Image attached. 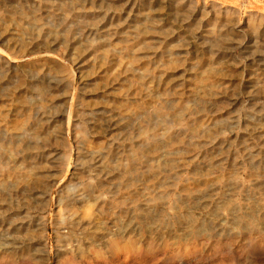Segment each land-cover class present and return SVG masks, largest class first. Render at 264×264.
Returning a JSON list of instances; mask_svg holds the SVG:
<instances>
[{"label": "bare ground", "instance_id": "bare-ground-1", "mask_svg": "<svg viewBox=\"0 0 264 264\" xmlns=\"http://www.w3.org/2000/svg\"><path fill=\"white\" fill-rule=\"evenodd\" d=\"M121 1V7L117 8L113 0H0L4 7V14H0V148L4 150L0 153V187L8 179H21L19 184L23 183L24 191H30L31 187L34 188L31 182V178L36 175L34 169L42 163L49 164L56 151L52 147L43 148L40 143L41 136L49 134L51 126L57 121L56 117L44 116L46 112H42L43 115L36 118L31 116L32 107L24 102H16L19 92H23L17 89L26 83V79L20 74L21 70H17L19 66L13 62L29 54L40 53L37 60L46 66L40 64L43 69L34 75L30 83L40 82L41 107L46 109L54 87L59 89L60 82L65 79L70 85L77 77L81 80L84 72L78 64L85 57L95 54L93 65L99 66V77H104L114 69L115 75L119 76L115 80L120 82L130 73L133 80H140L143 92L158 96L171 95L172 98L160 101L157 108V112L166 115L160 117L162 122L167 123L154 125L147 121L138 129V134L135 131L141 142L134 141L137 136L131 131L128 136H122L124 132L115 107L98 109L93 116H87L86 123L82 124L84 137L81 139L85 141L74 149L64 137L53 134L47 137L48 141L55 139L62 143L65 163L73 150L76 151V163L83 165V173L95 179L83 181L81 189L76 191L78 194L69 198L58 196L62 205L59 216L55 222H51L59 226L56 239L63 243L64 250L57 254L60 260L55 264H92L89 259L118 257L128 250L139 254L143 247L152 250L159 247L157 250L165 252L174 245H180L176 255L182 259L199 242L215 238V243L232 237L237 240L257 237V243L264 242V228L260 227L261 222H264V214L260 212L255 215L258 206L264 208V107L261 102L264 97V12L253 10L244 14L240 8L216 0ZM140 23L142 27L137 26ZM195 23L200 25L199 29H193ZM141 28L144 34L136 37ZM162 32L169 34L163 41L157 40L156 34L151 35ZM122 34L134 39L125 46L128 56L126 62H123L122 51L117 47ZM228 34L239 38H220ZM140 42L160 43L161 47L143 50L148 51L144 52L148 57L146 61L137 63V55L143 51L136 50L134 53L132 49ZM175 42H180L178 49L191 58L198 57L197 54L209 56L201 61V65H218L200 73L197 90L205 85L224 84L227 80L221 73L239 69L240 92L234 94L219 89L208 90L200 98L203 104L199 103L193 108L186 106L191 96L189 92L171 91L169 94L171 88L165 86L164 77L172 75L169 69H173L176 64V52H171V58L167 61L163 60L162 53L164 48ZM92 45L95 46L93 49ZM68 62L72 68L78 67L69 69L65 64ZM65 73L64 78L58 76ZM48 80H52L49 89L42 83ZM129 81L132 83V80ZM241 94L251 95L253 110L244 109L243 114L236 111L231 121H217L224 114L209 116V112L217 113L222 100L233 101L234 106L241 104ZM33 95L31 93V97ZM102 95L106 96L105 92ZM112 99L121 100L118 97ZM8 100L11 107L3 111L2 104ZM205 100L215 106L212 111L205 112ZM13 111L22 115V118L18 116L17 120H8ZM90 132H98L97 139L100 135L108 138L103 139L100 148L93 149L86 146V133L90 136ZM97 139L93 138L91 142ZM107 140L109 144L103 148ZM206 146L209 148L203 149ZM175 150H181L179 158H170ZM193 152L196 154L194 159H201L202 166L191 168L190 165H175L184 153L189 155ZM161 158H165L164 161ZM117 162L123 169L120 172L112 165ZM111 168L114 170L110 171ZM66 184L63 182L62 186ZM109 184L113 187H106ZM244 192L248 193L247 196L252 195L255 205H258L256 208L250 207L249 211L246 209V212H242V207H239V215L232 219V204L238 203ZM30 193L29 197H25L24 207L21 201L17 202L16 209L10 207L11 215L19 219H16V225L8 226V219L3 217L0 220V264H39L41 258H38L35 246L25 245L14 236L22 231L27 234L28 227L37 220L45 226L44 223L50 218L47 209L32 215L30 197L34 196V192ZM107 193L111 194L109 198H103ZM40 195L41 200L46 199L48 202V193ZM193 201L197 202L198 212L193 209L195 211L190 213V218H195L191 220H195L194 223L199 222L198 227L201 225L203 233L200 235H197L195 230L199 229L193 222H189L187 237L179 233L181 229L178 224L173 230H164V211L157 215L159 218L156 220L147 217L152 209L163 207L166 212L167 209L191 205ZM5 204L0 196V216L7 212L3 209ZM80 204L88 205L84 211H80L83 216L74 210ZM92 205L100 207V212L107 216L112 214L111 221L102 222L97 217L98 222H92ZM65 207L69 208L66 221L63 219ZM170 213L167 212L168 217ZM239 219L244 221L245 226L246 223L250 225V234L234 231L232 224L238 223ZM149 223L153 225L147 227ZM40 226L44 234L45 228ZM9 238H13L12 245L6 242ZM254 243L251 241L249 248ZM39 245L45 250L46 243L40 242ZM183 250L184 253H181ZM228 261L235 264L232 258ZM219 262L211 264H222ZM253 264L264 263L259 260Z\"/></svg>", "mask_w": 264, "mask_h": 264}, {"label": "rangeland", "instance_id": "rangeland-1", "mask_svg": "<svg viewBox=\"0 0 264 264\" xmlns=\"http://www.w3.org/2000/svg\"><path fill=\"white\" fill-rule=\"evenodd\" d=\"M216 1H219L226 5L236 6L240 8L244 14L248 13L249 11H253V10H259V11L264 12V0H216ZM113 2H115V7L117 8L121 7L122 5L121 0H113ZM0 7H1L0 14H4L2 11L4 8L2 3H0ZM113 10H115L114 7H113ZM140 25H142V23L138 24L137 26L142 27ZM199 27L200 25L198 23H195L193 29H196V28L199 29ZM142 34L144 33L141 28V30L138 32L136 37H140ZM154 34H156L157 38H159L157 40H160V41H163L165 37L169 35L167 32H162V34L152 33L151 35H154ZM224 37L226 39L239 38V37H234L232 34L221 36L220 38H224ZM132 41H134V39L132 40V37L130 35L122 34L118 38L117 47L121 49L120 51H122L121 56L124 57L123 62H126L128 58L125 46L128 43H131ZM176 42L164 48L163 53H162V55H164V57H162L163 60L167 61V60H170L171 58L170 57L171 52H176V54L174 55V57L176 58L175 60L176 64L173 67V69H169L170 71L169 73L172 75L170 77H164L165 86H168L171 88L169 94L171 93V91L172 92H175V91L182 92L183 91L187 93L189 92L191 96L187 100L186 106L189 108H193V107L199 106L200 104H203L200 102L201 100L200 98L205 96L208 90H212V89L218 90L219 89L221 91H229V92L231 91L234 94H237L240 92L239 88H240L241 71L239 69L232 70L231 72H226L225 70L224 73H221V76H223L227 80L224 84L215 83L213 85H205L202 87L201 90H197L196 87L199 85L198 78L200 76V73L203 71H208V69L218 67V65L214 66L211 63L208 65H201L202 63L201 61H204V58H207L209 56L203 55V54H197L198 57L196 56L194 58H191L192 56H189L183 50L178 49L179 48L178 45L180 44V42L179 43H176ZM94 47L95 46L92 45L91 48L93 49ZM160 47H161L160 43L152 44L150 42L148 43L140 42L133 47L132 51L135 53L136 50L143 51L147 48L151 50V49H157ZM144 52L146 53L148 51H143L141 55H137L139 58L137 63L146 61L148 55L147 54L145 55ZM37 53L29 54L13 62L14 64H17L19 66L17 70H21L20 74H23L22 77L26 79V83L17 89V90H23V92L22 91L19 92L18 96L16 97V102L18 103L24 102V104H26L27 106L32 107L33 114L31 116H35L36 118L40 116V114L43 115L42 112H46V115L44 116H55L56 117L57 121L54 123V125L51 126V129L49 130V134H44L40 138V143L43 148L52 147V149H55L56 151L54 152L53 158H51V160L49 161V164L42 163L36 169H34L36 172V175L31 178V182L34 183V188L31 187L30 191L28 190L24 191L23 183L19 184V182H21V179L17 181H15V179L14 180L8 179L5 181L6 183L0 187V196L5 200V203H6L3 206L4 207L3 209L7 210L5 215L0 216V220L3 217V218L8 219L7 222L10 223V224H7L8 226L16 225L17 222L15 221L16 219L17 221L19 219L16 218L17 216L11 215L12 210L10 209V207L13 206L14 209H16L18 201H21L22 206L24 207L25 206L24 201L26 200L25 197L26 196L29 197L28 194L31 192L30 193L31 195L32 192H34V196L30 197L32 200V205H33V208H31L32 215L34 216L35 212L47 209L50 213V218L44 223L45 226L42 224V222L37 220L36 222L33 223V225L28 227L29 232L27 234H25L22 231L21 233H16V235L14 236L15 237L17 236L19 238V241H22L23 244L25 245L30 244V245L35 246L34 250H36L39 253L38 258H41L39 261V264L40 263L41 264H50V263L55 264V262L60 260L57 254L64 250L62 246L63 243L58 242L56 239V231L59 226L51 222L52 220L54 221L55 218L59 216V209L61 208V205H62L60 204V201H58V196L63 195L64 197L69 198L70 196L77 193L76 192L77 189H81V187L83 186V181L87 182L89 180H95V179L94 177L93 179H91L90 178L91 176L83 173L82 171V169L84 170L83 165H81L80 163L78 164L76 163V154H77L76 151L73 150L72 154L69 156L68 160H66V163H65V158L63 155V151H62V148H63L62 143L56 141L55 139H52V140L50 139L48 141L47 137L50 136L51 134H53L54 136H58L59 138L64 137L70 142L71 146H73V149H74L75 146L85 141L81 139L82 137H84L83 132H82V124L86 123L85 120L87 116H93L97 112L98 109H102V108L112 109L113 107L117 109V112L116 111L115 112L120 117L119 120H120V123L122 124V130L124 132L122 136L123 137L128 136L127 134L130 131L134 132V136H137L135 134V131L138 134V129L143 124H145L147 121H150L154 125H160L161 123H167L166 121L162 122V118L160 116H166V115H163L157 112L158 111L157 108L159 107L158 104L160 101L162 100L169 101L172 98V96L165 95V94L158 96L157 94H150L149 92L147 94L143 92L140 80H133L131 78L130 73L128 74L129 76H127V78H123V80L120 82H116L115 80V79H118L119 76L115 75L114 69L107 73V75L110 77H107V75H105L104 77L102 76L99 77L98 75L99 66L97 64L93 65L94 58H95V54H94V55H91V56L89 55L88 57H85L82 60V62L78 64L79 66H81L82 72H84L81 80L78 79L77 77V79H74V82L72 81L73 82L72 85H70V83L67 82L66 79L65 81L64 80L61 81L59 85V89L56 90L54 87V90L51 91L52 94H51L50 101L48 103V108L43 109L41 107L42 98L40 95V88L38 86L40 82L36 84H31L34 80V75L39 73L40 72L39 70L43 69L42 65L46 66V64H43L41 61L37 60V58L40 57V53L39 52ZM72 58H74V56H72ZM41 63L42 65H40ZM65 64L67 68L69 69L78 67L77 65L72 68V65L70 62L65 63ZM51 66L57 67V65L55 64H51ZM65 75L66 73L60 74L58 76H60V78L61 77L64 78ZM129 80H132V83H130L131 81ZM51 82L52 80L51 81L48 80L42 83H45L49 89L50 88L49 85L51 86ZM114 82H115V85H113ZM43 86L46 87L45 85ZM24 88H26L27 90H25ZM103 92H105L106 96L102 95ZM31 93H34L32 97H31ZM114 97L115 98L118 97V99H121V100L114 101L112 99ZM241 98L243 101L241 102V104L239 103L236 106H234L233 101L230 102V101L222 100L219 103L220 107H217V111H216L217 113L209 112V116H212V115L220 116L224 114L222 115L224 117H222L221 119H217V121H228V120L231 121L232 116L234 115V113H236V111L240 114H243L242 111L244 109L253 110V108L251 107L252 105L250 103V100L252 98L251 95L241 94ZM19 100L21 102H19ZM205 101L208 103V104L205 103L204 105L205 112L212 111L213 107L215 106L210 105L209 101L207 100ZM144 102H147V103L144 104ZM261 102L264 107V97ZM142 104L143 106L141 108H138ZM2 105H3L2 110L4 111V109L9 108V106L11 107V102L8 100L5 103L3 102ZM4 106H6V108ZM130 106L132 108H130ZM232 106H234L233 109H232ZM126 108L131 109V111L130 110L127 111ZM228 111L232 113H228ZM263 114H264V110H263ZM18 116H19V119L22 118V115L20 114L17 115V113L13 111L12 115L8 116V120H12L13 118H15L14 120H17ZM0 123H2L1 120H0ZM97 133L90 132L89 133L90 136H88V133H86V137H88V142L86 144L87 147L91 146V148L93 149H98L103 145V144L101 145V142L103 141V139L108 138V137L100 135L99 139H97L98 137ZM93 138L97 140L91 142ZM134 141L141 142V139L137 136V138H134ZM108 144H109V141L104 143L103 148L106 147ZM206 148H209V146H206L203 149H206ZM3 151H4L3 149L0 150V153H2ZM180 152L181 150L180 151L175 150L174 153L169 157L179 158ZM185 153L183 157H181L175 162L176 166L179 167L182 165H186V166L190 165V167L192 168V167H199V165L200 166L203 165L200 163L201 159L200 160L194 159L193 156L194 155L196 156L195 152L189 155H186ZM164 159L165 158H161V161H164ZM114 164L115 163H112L113 166H116L118 172L123 170L119 167L118 162L115 165ZM105 167L106 166H103V168ZM113 170H114L113 168L110 169V171H113ZM63 182H66L67 184L65 186L64 185L62 186ZM106 187L110 188L113 186L109 184V185H106ZM246 191L248 192V190ZM35 192H36V195H35ZM247 192H244L243 195L245 196L242 195V197H240V200H238L239 202L241 201L240 203L236 202L235 203L236 205L232 204L233 205L232 211H230L231 217H233L232 219H235V217L239 215L238 210H240L241 207H242L241 211L246 212L248 209H250V207L256 208V206L258 205L257 203L255 205L256 201L252 195L247 196L248 194ZM40 193L49 194L48 202L46 199L44 200L40 199L41 198ZM110 195L111 194L107 193L106 195H104L103 198L107 199L109 198ZM99 202L101 203V200H99ZM92 203L93 202H91V204ZM196 204L197 202L193 201V204L191 205L186 204L187 206L185 205L184 206L185 208L176 207L175 209L173 208L172 210L167 209L166 212H165V209H163V207L161 208L160 206L161 209L150 210L149 215H147V217L149 219L156 220L157 218H159V216L157 215L162 214V211H164L165 213L164 215L167 217V218L165 217L164 222H162L163 224L162 227L164 228V230L166 229L173 230L174 228H176V226L179 225L178 227L179 229H181L179 233L184 234L187 237L186 234L190 231V224H191L189 222L194 223L195 221V220L191 221L195 218H190V213H192L195 210L196 212H198L196 209ZM77 206L78 207L74 208V210L80 214V211H84L88 205L82 206L80 204ZM180 209L182 211H180ZM263 209H264L263 207L260 208V206H258L256 209L257 213H255V215L259 214L260 212H261L260 214H264ZM68 210L69 208L65 207V212L63 216L64 221L68 220L66 218ZM186 210H188L189 212ZM8 211H9V214H8ZM100 211H102L100 207L93 206L92 212H91L94 214L93 217H91L92 222H98L97 217H100L102 222L111 221L112 214L107 216ZM169 211L171 212L169 215L170 217H168V214H167V212ZM23 215L24 214H21V216ZM80 215L83 216L82 214ZM187 217L190 219H188ZM262 222H261L262 225H260V227L264 228V222L263 223ZM198 223L195 222L194 225L196 224L197 226ZM244 224H245L244 221L239 219L238 223L236 222L232 224V227L234 228V231L240 230L239 232H242V233L245 232L244 234H250L249 233L250 225L248 226V224L246 223V226H245ZM40 225L44 226L45 228L44 234L41 233ZM152 225L153 223H149L147 227L152 226ZM207 225L210 226L209 223H207L206 226ZM200 226L196 227L197 229H199V230H195L197 235H200L201 232L203 233L202 231L203 229L200 228ZM204 231L206 230L204 229ZM234 231L233 233H236ZM13 238H9L6 242L12 245ZM255 238L257 237H252L251 238L252 240L248 237L247 239H244V240H237L234 237H232V239L227 240V241L221 239L219 242L217 241V243H215L217 238L213 239L214 241L213 240H210L208 242L203 241L204 243L201 241V243L199 242L198 245L196 244L197 247L195 246L196 247L195 249H193V247L192 249L190 248L189 249L190 251L188 250L187 252L188 254L187 253L186 255L184 254L185 256L183 255L182 259L181 257H178L176 255V252L179 249L180 245L179 246L174 245V246L169 247L168 250H165V252L164 251L160 252L159 250H157L159 247H157V249L153 248V250L151 248L145 249L143 247V249H141L139 254H135L133 251L128 250V251L122 252L120 255H118V257L108 256V258H103L104 260L103 259H98V260L89 259V261L92 260V264H95V263H99V264L105 263L106 264V263H111V262L114 263L115 261L116 262L126 261L127 264H134L132 262H135L136 264H211L213 262H218V261H220L222 264H232L230 261H228L230 258H232L233 261H235V264H253L254 261H259V260L262 261V263H264V242L257 243V240ZM251 241L255 242L256 245L254 243V245L249 248V244ZM40 242L46 243L45 250H43L42 245H39ZM207 243L209 244L207 245ZM203 245H205L204 248H202ZM218 245L219 246L221 245L222 247L220 246V248H218L219 247ZM32 253H34V251H32ZM181 253H184V250ZM221 260L222 261L224 260V261L222 262ZM94 261H97V262H94Z\"/></svg>", "mask_w": 264, "mask_h": 264}]
</instances>
